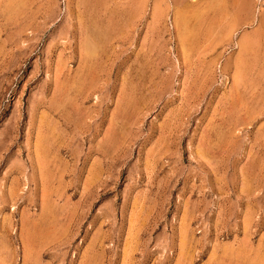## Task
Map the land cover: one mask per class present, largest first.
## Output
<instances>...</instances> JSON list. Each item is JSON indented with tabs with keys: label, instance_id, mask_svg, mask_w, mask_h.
Here are the masks:
<instances>
[{
	"label": "rangeland",
	"instance_id": "rangeland-1",
	"mask_svg": "<svg viewBox=\"0 0 264 264\" xmlns=\"http://www.w3.org/2000/svg\"><path fill=\"white\" fill-rule=\"evenodd\" d=\"M0 264H264V0H0Z\"/></svg>",
	"mask_w": 264,
	"mask_h": 264
},
{
	"label": "bare ground",
	"instance_id": "bare-ground-1",
	"mask_svg": "<svg viewBox=\"0 0 264 264\" xmlns=\"http://www.w3.org/2000/svg\"><path fill=\"white\" fill-rule=\"evenodd\" d=\"M93 43H94V42H93ZM89 44H90V42H89ZM89 44H88V45H89ZM93 45L95 46L96 44H93ZM89 47H90V46H89ZM89 47H88V48H89ZM92 47H93V46H92ZM89 49H90V48H89ZM89 49H88V50H89ZM94 49H95V48H94ZM91 50H92V49H91ZM95 50H96V49H95ZM92 51L94 52V50H92ZM96 51H97V50H96Z\"/></svg>",
	"mask_w": 264,
	"mask_h": 264
}]
</instances>
